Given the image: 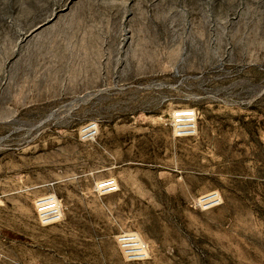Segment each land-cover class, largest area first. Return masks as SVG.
I'll use <instances>...</instances> for the list:
<instances>
[{"label":"rangeland","instance_id":"rangeland-1","mask_svg":"<svg viewBox=\"0 0 264 264\" xmlns=\"http://www.w3.org/2000/svg\"><path fill=\"white\" fill-rule=\"evenodd\" d=\"M0 264H264V0H0Z\"/></svg>","mask_w":264,"mask_h":264},{"label":"built area","instance_id":"built-area-1","mask_svg":"<svg viewBox=\"0 0 264 264\" xmlns=\"http://www.w3.org/2000/svg\"><path fill=\"white\" fill-rule=\"evenodd\" d=\"M194 115V114H193ZM195 121V120H194ZM193 122H190V126H184L183 123L180 120L179 114H177V118L175 119V131L178 135H190L195 132L196 124ZM117 187L116 180L114 179H104L100 188L105 191H113ZM46 209H49L51 212H58L59 206L57 205V202L52 199L46 202Z\"/></svg>","mask_w":264,"mask_h":264},{"label":"bare ground","instance_id":"bare-ground-1","mask_svg":"<svg viewBox=\"0 0 264 264\" xmlns=\"http://www.w3.org/2000/svg\"><path fill=\"white\" fill-rule=\"evenodd\" d=\"M188 126H190V125H188Z\"/></svg>","mask_w":264,"mask_h":264}]
</instances>
